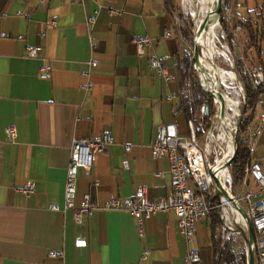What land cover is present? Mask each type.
Wrapping results in <instances>:
<instances>
[{"label": "crops", "instance_id": "1", "mask_svg": "<svg viewBox=\"0 0 264 264\" xmlns=\"http://www.w3.org/2000/svg\"><path fill=\"white\" fill-rule=\"evenodd\" d=\"M97 3L103 9L90 44L85 20ZM233 5L235 29L245 34L247 22L261 28L264 0ZM175 23L166 0H0V264H185L186 244L171 210L145 220L139 238L126 211L98 209L76 224L71 211L48 209L63 205L72 141L104 134L114 143L94 156L90 178L78 170L76 205L85 195L100 206L110 196L132 198L151 181L149 200L171 192L169 162L153 158L151 145L161 125L175 124L181 137L188 132ZM134 36L149 37L153 48L138 55ZM28 46H42L38 58L24 56ZM262 50L256 60L264 73ZM153 54L167 66L170 81L150 67ZM44 65L48 79L40 77ZM255 109L264 115V95ZM10 126L17 131L14 141L5 136ZM262 160L264 125L251 155V162ZM28 181L35 190L25 196L20 190ZM249 187L256 190L251 181ZM192 246L201 264H215L210 218L197 222ZM61 250L62 259L47 257ZM144 251L149 254L142 259Z\"/></svg>", "mask_w": 264, "mask_h": 264}, {"label": "built area", "instance_id": "2", "mask_svg": "<svg viewBox=\"0 0 264 264\" xmlns=\"http://www.w3.org/2000/svg\"><path fill=\"white\" fill-rule=\"evenodd\" d=\"M80 1L74 0L76 3ZM102 9L103 6L97 3L94 14L86 17L85 25L90 44L91 32ZM108 13L109 15L117 14L113 10H108ZM52 24V22H48L46 28H51ZM165 36H169V33L166 32ZM132 42L136 46L138 55H143L147 47L153 48V43L149 37L134 36ZM42 50V46H28L24 56L26 58H38ZM42 60L44 61V59ZM89 65L95 67L97 63L90 62ZM150 67L162 81L168 82L171 80L167 66L154 54L150 58ZM48 71V66L44 65L40 77L48 79L50 77ZM250 77L252 78H250V81L255 87L264 84V74L258 69H253ZM200 81L204 80L200 79ZM221 87L230 88L227 84H220ZM82 88L85 92H88L91 89V84L87 82ZM236 89L240 91L241 87L239 86ZM214 91L215 94L211 93V91H208V87L205 91L211 96L212 103L214 100L216 109L213 107L209 127L202 138L197 137V127L192 120L187 123L189 136L181 137L175 124H164L156 130L151 145V155L155 159L166 158L169 162L168 173L171 192L166 197L158 201L148 199L147 189L154 186L153 181H151L147 186L138 188L132 198L120 199L110 196L109 200L100 206L93 202L89 195H85L79 205L75 204L78 170L81 169L83 174L90 178L94 156L105 152L106 148L114 143L111 135L104 134L96 138L72 141L63 190V205L51 204L48 209L52 212L65 213L71 211L73 221L76 224H82L88 220L98 209L126 211L136 220V232L139 238L144 235L145 220L171 210L178 219V230L186 244L185 264H201L200 254L192 246L196 234V224L201 220L208 219L212 211H215L218 215L220 221L219 232H221L223 243L231 241L232 249L236 251L239 248L240 259H244V264H249L248 228L243 215L244 211L251 221L254 231V242L252 244L254 264H264V174L258 162L247 165L244 178L239 184L242 189L236 192L230 166H226L234 155L233 149L226 157L227 143H230L234 148L236 133H238V142L239 128L246 118L245 112L239 110L240 105H243V109L247 105L246 94L244 93L236 98L229 96L222 89L218 90L239 102L238 113L235 114L232 108L228 107L223 100H220L221 95L217 94L216 88H214ZM222 108L224 110L223 120L219 117V111ZM211 117H213L212 120ZM255 121H257L255 127H248L247 131L250 157L259 132L264 125V115L257 114ZM228 122H230V125ZM16 135L17 131L14 126L6 128L5 136L9 141H14ZM130 148L127 146L126 150L129 151ZM123 165L124 168H128L127 161ZM215 180H217L219 186L216 185ZM250 181L256 187V190L250 189ZM34 190V183L28 181L20 192L25 196H30L34 193ZM237 214H240V218ZM239 243H242L241 248L237 246ZM148 254L149 252L144 251L141 258L145 259ZM47 257L62 259L64 252L62 250L50 251Z\"/></svg>", "mask_w": 264, "mask_h": 264}, {"label": "rangeland", "instance_id": "3", "mask_svg": "<svg viewBox=\"0 0 264 264\" xmlns=\"http://www.w3.org/2000/svg\"><path fill=\"white\" fill-rule=\"evenodd\" d=\"M182 1L183 0H177L176 1L177 3L175 2V5H177L176 7L177 10H174L175 22H176L175 23L176 33L179 35L180 40H181L182 56L183 58H187L189 60L190 66L195 71L196 79L200 87L204 91H206L208 87V91H211V93L215 94L214 88L212 89L211 87H213L214 81H216L219 89H222V91L228 94L229 96L236 97V98H238L239 96L245 93L244 86H243V82H244L243 78H246L248 82H250L252 86L255 87L253 83L250 81L251 72L255 65L252 66L250 61L244 58V52H243L244 48L249 43L248 38L246 36V32L244 34L243 31L240 32L234 27V21H236L237 19L233 13V6H234L233 0H220V13L216 15L218 27L216 29L215 42H216L217 48L214 51V54H212V52L210 51H207L208 53L207 59L212 64V66H214L215 68L224 70V73H225L224 81H222L217 75H216V78H213L211 72L207 70L206 71L201 70L198 65H195V61L193 59L194 58V44L198 36L197 33L200 30L202 24H200V27L197 28L196 26L197 20L193 17V10L197 9L199 0H187L185 7H183ZM213 1L211 4H209V7L210 6L212 7L213 5L210 11H214L218 6L217 0H215L214 2ZM250 1H253V0H250ZM241 2H245V0H241ZM196 11L198 12V9ZM197 15H199V12ZM212 19L213 17L210 16L208 21L206 22V26H209L208 24L215 21V19L214 20ZM253 19L255 20L256 16L254 18V15H253ZM221 20H223V25L221 23ZM259 23H260L259 27H262L263 26L262 22L260 21ZM184 27H188L191 29V32H192L191 38L184 36L183 34ZM259 38L261 42L259 47L262 50L264 49V41H262V39H264V35L260 34ZM198 51H199V57H200L202 54V48L200 46L198 47ZM262 53H263V50H262ZM248 56L251 57V59L255 60V55L252 54L251 52L248 53ZM214 72L216 71L212 72L213 75H215ZM202 75H204V79H203L204 81H200L201 79L200 76ZM190 79L191 78H188L186 80V84L182 88H183V98H186L189 102H192L193 96H192V92L190 89V83H191ZM220 82H225V84L229 85L230 88H226V87L220 88V84H221ZM239 86L241 87V90L237 91L236 88ZM261 101H262V97H261ZM212 104H213V107L216 109V104L214 103V100ZM239 110L242 112L244 111L245 115L250 114L252 112L250 109H247V105H245L244 109H243V105H240ZM205 112H206L205 106L196 109L194 116L196 115L195 118L198 121V123L199 122L201 123V119H202L201 114L203 113L205 114ZM253 114L255 117L254 119V122H255L256 115H257L256 109H254ZM213 117H211V120L213 119ZM209 122H210V117H209ZM254 122L249 127L254 128L255 126ZM196 124L195 126L197 127ZM186 135L189 136V130L186 133ZM259 163H260L262 172L264 174V160L260 161ZM241 189L242 188L240 187V185L237 184L236 192L241 191ZM218 234L221 236V232H218ZM222 243H223V239H222ZM237 246L241 248L242 243H239ZM238 250L239 248H237L236 251L233 250V252H234L235 257L239 260L241 257V253ZM241 261L242 259L240 260V263Z\"/></svg>", "mask_w": 264, "mask_h": 264}, {"label": "trees", "instance_id": "4", "mask_svg": "<svg viewBox=\"0 0 264 264\" xmlns=\"http://www.w3.org/2000/svg\"><path fill=\"white\" fill-rule=\"evenodd\" d=\"M176 1L177 0H166L168 10L172 12H174V10H177L176 9L177 5H175ZM259 16H260L259 19L263 23L264 17L261 15ZM221 23L223 25V20H221ZM245 31L249 43L243 50L244 58L248 59L252 66L255 65L253 69L258 68V70L262 72V70H260L261 65L260 63H257L256 57L260 58L262 56L259 47V43H260L259 35L260 34L264 35V26H262L258 30L253 27L251 22H247V24H245ZM183 34L184 36L191 38L192 36L191 29L188 27H184ZM251 51H253V53L256 54L255 60L251 59V57L248 56V53ZM181 62L184 65L182 68H180V85L181 87H184L186 84V80L188 78H191L190 89L193 96L192 102H189L186 98L182 99V107L186 120L189 121L194 118V114L197 108L204 107L205 104L209 105L208 115L204 113L201 114L202 115L201 123L199 122L196 124L197 137L202 138L205 131L209 127V117L213 113L212 99L211 96L207 92H205L197 82L195 71L190 66L189 60L187 58H183ZM243 81H244L243 85L246 94L247 109H250L252 112L246 115L244 122L240 125L239 128L237 152L230 165L234 186L242 182L245 175L246 166L252 163L248 149L247 131H248V127L252 125V123L254 122L253 111L255 107L261 103V97L264 95V84L253 87L252 84L248 82L246 78H243ZM209 218L211 220L212 245L215 255V264H244V259L241 261V263H240L241 259L236 261V257L232 249L231 241H225L224 243H222V238L218 234L220 228V221L217 213L215 211H212Z\"/></svg>", "mask_w": 264, "mask_h": 264}, {"label": "bare ground", "instance_id": "5", "mask_svg": "<svg viewBox=\"0 0 264 264\" xmlns=\"http://www.w3.org/2000/svg\"><path fill=\"white\" fill-rule=\"evenodd\" d=\"M212 1L213 0H199L198 6H197L199 15H197L198 14V12L196 11L197 9L193 10V17L197 20L196 21L197 28L200 27V24H203L202 21H204L205 16H207L210 12L212 13V11H210V10L213 7V5H212V7L211 6L209 7V4H211ZM182 2H183V7H185L187 0H183ZM211 17H213L212 20L215 19V21L208 24L209 26H207L206 30L202 33V35L197 36V39H196L198 46H200L202 48V54L199 57V62L201 63V67H199V68L201 70H204V71L207 70V71L211 72L213 78H216V75H217L222 81H224L225 80L224 70H221L219 68H215L214 66H212V64L207 59V57H208L207 51H210V52H212V54H214V51L217 48V45L215 42L216 29L218 27L217 16L213 14V15H211ZM213 71H216V72H214L215 75H213V73H212ZM200 78L204 79V75L200 76ZM220 83L225 85V82H220ZM213 87L216 88L217 94L221 95L220 100H223L226 103V105L228 107L232 108L234 113L237 114L239 102L235 99L228 97L224 93L219 92L218 91L219 88L217 86L216 81H214ZM219 117L222 120L224 119V110L222 112V115H221V110L219 111ZM228 124L230 125V122H228ZM227 144H228V146H227L226 157L234 149L230 143H227ZM222 172L224 173L225 171H222ZM237 215H238V218H240V214H237Z\"/></svg>", "mask_w": 264, "mask_h": 264}, {"label": "water", "instance_id": "6", "mask_svg": "<svg viewBox=\"0 0 264 264\" xmlns=\"http://www.w3.org/2000/svg\"><path fill=\"white\" fill-rule=\"evenodd\" d=\"M218 2V6L217 8L212 11V13L210 12L207 16H205V19L203 21V24L200 28V30L198 31V36L199 35H202V33L206 30L207 26H206V22L208 21L209 17L211 15H218L220 13V0H217ZM198 43L197 41H195V44H194V61H195V65H198L199 67H201V63L199 62V51H198ZM205 108H206V112L205 114L208 115V111H209V105L208 104H205ZM222 112H223V108L221 109V115H222ZM238 133H236V136H235V146H234V155L232 157V159L226 164V166H230L235 155H236V152H237V147H236V142H237V138H238ZM215 183L217 186H219L217 180H215ZM226 194V193H225ZM226 196H228L226 194ZM243 211V210H242ZM243 215L246 219V222H247V228H248V247H249V264H254V253L252 251V244L254 242V231H253V227H252V224H251V221L249 220L248 216L246 215V213L243 211Z\"/></svg>", "mask_w": 264, "mask_h": 264}]
</instances>
